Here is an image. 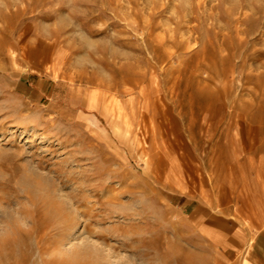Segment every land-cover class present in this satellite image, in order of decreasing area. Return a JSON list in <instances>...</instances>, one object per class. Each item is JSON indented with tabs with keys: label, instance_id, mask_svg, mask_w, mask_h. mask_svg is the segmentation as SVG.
Masks as SVG:
<instances>
[{
	"label": "rangeland",
	"instance_id": "374dc122",
	"mask_svg": "<svg viewBox=\"0 0 264 264\" xmlns=\"http://www.w3.org/2000/svg\"><path fill=\"white\" fill-rule=\"evenodd\" d=\"M28 77L111 118L34 124ZM262 191L264 0H0V264H203L194 210L249 241Z\"/></svg>",
	"mask_w": 264,
	"mask_h": 264
},
{
	"label": "crops",
	"instance_id": "0c3cea01",
	"mask_svg": "<svg viewBox=\"0 0 264 264\" xmlns=\"http://www.w3.org/2000/svg\"><path fill=\"white\" fill-rule=\"evenodd\" d=\"M40 68H42V66ZM31 73L32 75L36 74V76L42 75V73L39 72ZM23 79V82L16 81L13 87L15 93L22 94L20 98L27 108L25 111L26 118L34 124H49L50 127H55L57 121L61 120L60 113L68 118L72 112H76V120L87 125H90L88 124L90 121L89 119L111 118L109 113L112 111L110 110L109 101V110H107L105 106L104 112L101 111V113H98L96 111L98 108V99L96 98L95 102L90 101V99H88L90 93L86 96L84 104L79 105V98H76L74 101L68 98H65L66 100H57L54 97V93L48 96L46 94L47 82L36 80L33 84L29 81V77ZM51 81L55 87H58L59 83L55 79H51ZM43 101L47 102V107L42 105ZM104 102H106V100H104ZM88 103L90 104L89 106ZM121 118V116H117V121H114L113 124L115 129L112 133H120L116 131V129L119 126V122L122 124ZM87 127L91 128L90 126ZM94 132L99 134L95 130ZM262 192L264 196V191ZM255 201V198L248 197L247 199L246 206L251 208L250 210L253 212L252 215L249 210L243 213L244 209L240 213L241 216L245 214L249 220L253 221L254 219L251 218L259 217L258 222H260V225L251 240L247 241V230L243 221H241L243 217L239 219L233 215V212L229 216L225 215V217H223V215L214 216L207 207L200 206L194 210L192 220L189 222L188 228H186L189 233L185 234V238H183L185 246L193 252L195 251L194 248L197 247L199 260H201L200 262L203 264H264V197L262 199L259 198L257 202ZM260 205L263 211L257 212L258 210L255 209V206ZM255 212L257 213L255 214ZM260 213L261 215H259ZM246 245L247 248L245 249V253L240 257L239 252L242 250L241 248ZM188 259L187 261L190 263L191 257L188 256Z\"/></svg>",
	"mask_w": 264,
	"mask_h": 264
},
{
	"label": "bare ground",
	"instance_id": "6f19581e",
	"mask_svg": "<svg viewBox=\"0 0 264 264\" xmlns=\"http://www.w3.org/2000/svg\"><path fill=\"white\" fill-rule=\"evenodd\" d=\"M103 101H104V100H103ZM22 132H23V131H22ZM22 132H21V134H22ZM152 139H153V138H152ZM140 145H141V144H140ZM57 197H58V196H57ZM57 197H56V198H57ZM60 199H61V198H60ZM75 225H76L75 222H72V225H71V228H70V229H71V230L75 229V227H76Z\"/></svg>",
	"mask_w": 264,
	"mask_h": 264
}]
</instances>
